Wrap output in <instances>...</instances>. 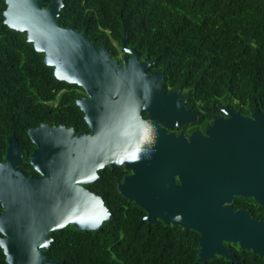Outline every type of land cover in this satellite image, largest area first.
<instances>
[{
  "label": "water",
  "instance_id": "95a60500",
  "mask_svg": "<svg viewBox=\"0 0 264 264\" xmlns=\"http://www.w3.org/2000/svg\"><path fill=\"white\" fill-rule=\"evenodd\" d=\"M6 2L5 23L27 34L28 42L45 54L47 65L54 67L58 80L83 87L89 97L96 90L138 93L164 87L165 73L148 76V59L140 63L138 51L128 48L127 28L122 42L126 52L135 56L127 57L120 65L112 58V51L93 42L87 30L62 26L59 16L64 0H55L49 6L45 0ZM78 106L90 124L91 101L80 99ZM226 113L231 117L216 121L206 140L189 145L178 141L171 147L138 141L141 156L127 165L133 166L136 173L120 185V190L146 208L143 220L148 226L161 219L167 225L198 231L200 262L221 256L232 263L246 264L226 242L264 257V220L252 217L247 210H235L231 204L242 192L241 165L252 162L253 178L250 174L247 178L254 184L243 195L255 197L264 206V113L258 106L250 117L229 107ZM73 132L64 125L51 127L48 123L29 129L37 146L30 158L38 172L33 176L20 168L24 152L17 136H9L6 159L0 158V203L4 208L0 212V245L10 264H64L45 254L54 241L52 232L69 225L86 232L100 231L114 217L104 199L82 185L91 182L100 167L95 164L92 141H64L76 138ZM79 138L86 137L81 134ZM165 157L182 167L184 190L167 193L158 169L153 170L155 179L143 182L142 172L149 171L148 165L154 166L152 163L158 164ZM187 182L193 184L191 190H187Z\"/></svg>",
  "mask_w": 264,
  "mask_h": 264
},
{
  "label": "trees",
  "instance_id": "16d2710c",
  "mask_svg": "<svg viewBox=\"0 0 264 264\" xmlns=\"http://www.w3.org/2000/svg\"><path fill=\"white\" fill-rule=\"evenodd\" d=\"M55 0H45L49 6ZM59 21L66 28L87 30L98 46L128 42L141 55L157 61L167 85L198 91L212 104L230 105L244 114L256 106L264 113V0H64ZM6 0H0V158L5 161L9 136L16 135L24 152L20 167L38 175L30 163L36 144L29 129L66 122L82 113L72 85L60 81L45 54L27 34L5 23ZM70 89L71 95L61 94ZM69 98H66V97ZM109 206L114 217L100 231L69 225L52 232L48 254L67 264H237L217 256L199 261L200 233L159 221L148 226L146 213L115 194ZM0 203V212L3 211ZM256 216L264 219V208ZM0 232V236H1ZM246 264H264L252 250L233 246ZM0 245V260L4 259Z\"/></svg>",
  "mask_w": 264,
  "mask_h": 264
},
{
  "label": "flooded vegetation",
  "instance_id": "af4514ba",
  "mask_svg": "<svg viewBox=\"0 0 264 264\" xmlns=\"http://www.w3.org/2000/svg\"><path fill=\"white\" fill-rule=\"evenodd\" d=\"M127 46L129 49L138 51L140 63H144L148 59V63L151 64L150 70L147 72L148 76L158 72L165 73L158 67L155 59L144 58L141 52L129 42H127ZM99 47H105L112 51V58L118 60L120 65H124L127 57L133 58L135 56L131 52H126L123 42L116 41L113 43V47L106 45ZM163 83L164 87L156 91L131 93L128 91L96 90L90 97L83 87L75 86L73 88L79 94L75 97L77 107H79L78 101L80 99L88 98L91 101V123L87 122L86 114L80 107L82 116L79 113L78 117L71 115V113L69 115L65 106L63 112L66 122L51 125V127L64 125L67 130L73 129L76 138H65L64 141H86L89 139L93 142L95 164L100 168H97L96 175L91 182L82 185L96 196L102 197L105 205L111 210L112 208L109 206L111 199L109 198L115 194L124 196L120 190V185L136 173L133 166L128 167L127 165H130L128 163L131 160L141 156L140 150L137 149L138 141H156L167 147L174 146L178 141H185L189 145L192 141L206 140L208 130L214 126L216 121L229 119L231 116L226 113L227 107L232 111L241 112L244 117H250L253 114V112L244 114L242 109L230 105L212 104L209 96H202L198 91L168 86L166 75ZM73 88H65L61 94L71 95L72 92L69 90H73ZM81 134H84L86 138L80 139ZM27 141L34 140L30 137ZM114 161H120L123 164L113 166ZM152 164L154 166L148 165V172H142L144 183H147L149 179H155L156 174H153V170L158 169V178L161 180V184L166 187L167 193L184 190L180 165H175L170 157L162 158L158 164ZM241 168H243L242 177L239 180L241 183L240 191L242 192L235 195L231 204L235 210H247L252 214V217L259 219L255 213L257 209L264 208V206L255 197L243 195V191H247V188L252 189L254 184L253 179L247 178L249 174L253 178L252 162L250 165H241ZM191 187L193 184L187 182V190H191ZM126 199L127 201L123 205L124 209L129 208V203L133 202L146 213L143 218L147 215L145 207L128 198ZM159 221L164 222L161 219L157 220V222ZM226 244L238 255L237 251L233 249V246L237 244L232 242H226ZM48 250L45 251V254L50 260L67 264L64 260L52 258L48 254ZM0 264H10L6 254L4 259L0 260Z\"/></svg>",
  "mask_w": 264,
  "mask_h": 264
}]
</instances>
